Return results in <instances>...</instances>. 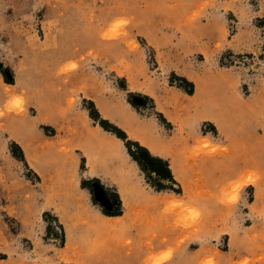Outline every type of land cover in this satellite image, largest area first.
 Returning a JSON list of instances; mask_svg holds the SVG:
<instances>
[{
	"label": "rangeland",
	"instance_id": "1",
	"mask_svg": "<svg viewBox=\"0 0 264 264\" xmlns=\"http://www.w3.org/2000/svg\"><path fill=\"white\" fill-rule=\"evenodd\" d=\"M193 71L234 79L261 111L264 0H0V264H156L164 253L161 264H264L259 168L210 192L161 174L153 168L161 161L144 155L190 146L200 174L202 155L218 152L211 124L174 134L154 107V93L169 85L191 94ZM118 113L143 145L123 131ZM118 178L138 182L152 223L176 226L175 246L154 247L153 232L141 247L124 242L135 263L112 255L98 235L110 222L102 213L119 207L104 206L97 189L110 194ZM78 207L102 213L87 214L92 231L82 229L78 240L66 231V243L63 212Z\"/></svg>",
	"mask_w": 264,
	"mask_h": 264
},
{
	"label": "crops",
	"instance_id": "2",
	"mask_svg": "<svg viewBox=\"0 0 264 264\" xmlns=\"http://www.w3.org/2000/svg\"><path fill=\"white\" fill-rule=\"evenodd\" d=\"M188 77L189 81L193 82L191 94L186 93L181 86L169 85L166 89L167 92L156 91L154 93L155 96L152 97L154 107L162 114L174 134H178L180 129H196L202 122L211 124L217 131L220 140L218 152L202 155L200 174L194 173V160L187 153L190 146L183 148L170 145L167 151L158 148L159 150L153 153L145 146L149 151V154L144 153L145 157L149 155L151 158L159 159L161 169L167 171L174 181H178L177 176L179 175L187 183L201 182L205 184L210 192H218L223 184L237 180L244 171L251 168H259L263 176L264 131H259L258 127L261 126L264 130V117L261 116L264 115L262 112L264 108L260 111L256 96H243L237 81L224 78L221 73L193 71ZM83 113L87 114V109H84ZM156 137V142L162 144L165 138L160 134ZM137 142H141L140 135H138ZM139 145L143 144L139 143ZM258 150H260L259 155ZM149 156L147 157L150 158ZM130 181V184H127L118 178L119 187L111 190L110 201L114 207H119L118 211L111 215H104L100 210H97V213L89 212L87 208L83 207H78V211L73 213L63 212L70 219V222H67L65 226L61 224L65 232V242L67 243L68 240L66 231L73 232L72 241L79 239L82 229L92 231L93 223L86 219L88 213L95 217L102 213L110 222L106 232L98 237L100 239L104 235L105 238L102 239L108 246H111L112 255L120 254L124 261L127 259L128 262H136L137 253L132 252V255L126 256L128 246L124 242L127 239L131 240V247H141V238L149 239L154 232L156 233L152 239L154 247L159 248L167 244L175 246L177 244L176 226L170 224L168 228L164 229V223H152V218L145 209L147 204L143 203L146 198L141 195L138 182L133 179ZM120 185L132 188L134 191L132 196H128L129 193H126L125 196ZM59 222L61 223L60 218ZM164 234L168 238V243L162 242ZM61 263L79 264L72 260L68 262L64 260Z\"/></svg>",
	"mask_w": 264,
	"mask_h": 264
},
{
	"label": "bare ground",
	"instance_id": "3",
	"mask_svg": "<svg viewBox=\"0 0 264 264\" xmlns=\"http://www.w3.org/2000/svg\"><path fill=\"white\" fill-rule=\"evenodd\" d=\"M117 117H118V119H119V123L121 124V126L125 129V131H126V133L129 135V137L130 138H132V139H134V140H137L138 141V135H137V133L134 131V129H133V125H132V122L131 121H129V119L126 117V116H124V115H121V114H117ZM47 121V120H46ZM117 140L118 141H120V139L119 138H117ZM85 155L87 156V158H88V162L93 166V159H92V157H91V155L90 154H88L87 152H85ZM178 175V174H177ZM177 179L180 181V182H184L182 179H180V178H178V176H177ZM245 181L244 182V184H251V183H253V181L254 180H245L244 178L242 179V181ZM167 201H169V203L170 204H173V203H175V201H174V199L173 200H167ZM177 203H178V201H177ZM181 203V202H180ZM181 205H182V203H181ZM180 205V206H181ZM184 206V205H183ZM177 207V206H176Z\"/></svg>",
	"mask_w": 264,
	"mask_h": 264
},
{
	"label": "flooded vegetation",
	"instance_id": "4",
	"mask_svg": "<svg viewBox=\"0 0 264 264\" xmlns=\"http://www.w3.org/2000/svg\"><path fill=\"white\" fill-rule=\"evenodd\" d=\"M141 157L144 158L142 156V153H141ZM153 168H155L156 171H158V172H160L162 174L161 166L159 165L158 162L154 163ZM92 188H96L97 189V187H95V186L94 187L92 186ZM97 192H98L100 200L104 204V206H106L108 209H112L113 205H112V203L110 201V194H108L106 191L104 193L103 192H99L98 189H97Z\"/></svg>",
	"mask_w": 264,
	"mask_h": 264
},
{
	"label": "snow or ice",
	"instance_id": "5",
	"mask_svg": "<svg viewBox=\"0 0 264 264\" xmlns=\"http://www.w3.org/2000/svg\"><path fill=\"white\" fill-rule=\"evenodd\" d=\"M195 215V213H194ZM170 255V253H164L157 261L156 264H161V261L166 260L168 258V256Z\"/></svg>",
	"mask_w": 264,
	"mask_h": 264
},
{
	"label": "trees",
	"instance_id": "6",
	"mask_svg": "<svg viewBox=\"0 0 264 264\" xmlns=\"http://www.w3.org/2000/svg\"><path fill=\"white\" fill-rule=\"evenodd\" d=\"M101 125L104 126V122H101ZM113 130H114V132L117 134V136L119 138H122V135L120 134V132H119V130L117 128H114ZM104 214L111 215V214H108V213H105V212H104Z\"/></svg>",
	"mask_w": 264,
	"mask_h": 264
}]
</instances>
